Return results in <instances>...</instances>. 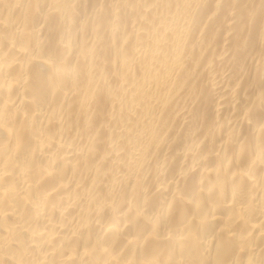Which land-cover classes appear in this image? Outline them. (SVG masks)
I'll use <instances>...</instances> for the list:
<instances>
[{"label":"bare ground","instance_id":"bare-ground-1","mask_svg":"<svg viewBox=\"0 0 264 264\" xmlns=\"http://www.w3.org/2000/svg\"><path fill=\"white\" fill-rule=\"evenodd\" d=\"M0 264H264V0H0Z\"/></svg>","mask_w":264,"mask_h":264}]
</instances>
